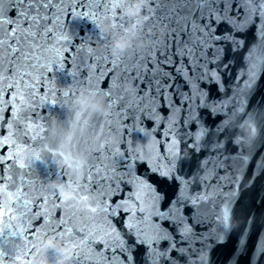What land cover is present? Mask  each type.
<instances>
[{
    "label": "snow or ice",
    "instance_id": "snow-or-ice-1",
    "mask_svg": "<svg viewBox=\"0 0 264 264\" xmlns=\"http://www.w3.org/2000/svg\"><path fill=\"white\" fill-rule=\"evenodd\" d=\"M114 2L0 0V96L6 94L8 97L0 107L8 108L13 121L8 124V135L2 141L11 151L6 156L0 153V224L3 225L0 227V264L5 261L16 264L30 254L43 257L39 264H58V254L41 247L42 237L70 245L72 254L67 260H75V264H132L131 249L135 245L126 242V234L114 223V218L122 212L129 214L124 227L137 237V243L147 246L146 254L152 264H161V261L179 264L171 253L187 255L196 239L201 240L197 259L207 264L205 255L210 245L206 241H222L229 227L228 204L232 200L225 205V232L208 236H197L191 229H182L188 219L181 214L182 201L195 204L199 196L184 195L170 202L163 211L153 203L150 209L137 215L145 196L152 201H159L160 197L143 179L135 177L134 167L137 161H147L161 175H173L183 159L181 144L185 145V154L188 148L197 151L210 148L214 155L205 163L213 165V172L225 166V159H233V154L221 151L224 145L219 134L226 125L206 127L198 115L199 109L219 114L225 105L221 99L209 97L199 84L219 82V68L229 67L220 63L223 48L217 42L227 39V34L217 35L219 24L233 22L230 15L233 12L243 16L246 23L255 15L264 31V0H141V15L145 19L135 29L133 21L124 15L131 0L115 11L112 10ZM73 17L91 22L98 29L97 37H87L79 45L73 44L67 29L69 18ZM105 24L112 31L106 33ZM117 34L131 40V46L123 55H114L110 50ZM138 39L150 41L142 54L138 45L135 48L133 45ZM157 46L161 48L159 56L153 55ZM69 48L77 53L80 64L75 71L68 72L72 83L60 88L62 95L58 105L68 109L77 95L88 92L103 97L108 112L104 116L79 113L81 119L75 123L81 132L88 125L89 117L97 118L93 127L99 133L95 138L101 142L94 149L97 153L94 160L67 165L73 169L67 184L74 188V195L66 198L63 193L49 192L43 186L37 188L30 175L34 170L30 162L32 157L28 155L30 149L22 145L30 144L31 123L41 119L37 115L38 98L48 105L49 97L57 91L55 78H50L54 66L61 71L72 67L68 64L72 59L68 55ZM84 52H87V66L81 72V66L85 65L81 55ZM173 55L181 57L175 71L184 78V85H178L172 73L164 69L165 64L176 63ZM251 56L250 52L248 66L238 73L248 76L246 89H250L259 73L264 71V55L255 61ZM185 57L188 65L184 64ZM210 64L216 67L209 68ZM109 69V86L98 87L97 77H103ZM189 70L191 75H187ZM46 86L48 92L44 91ZM161 108L167 110L166 114ZM148 121H152L151 128L147 126ZM194 123L197 125L195 131L191 130ZM245 123L251 127L250 136L244 139L251 142L256 136V117L250 114ZM40 131L43 129H36L31 139L35 140ZM156 131H161V138L155 137ZM208 136L211 139L205 141ZM72 139L68 137L69 147ZM235 142L240 143V140ZM160 145L164 146L163 152L159 151ZM236 155L247 160V156ZM35 159L40 160L39 155ZM193 178L200 179L199 175ZM57 180L66 183L60 177ZM183 183L186 187L190 182L184 180ZM125 184L131 185V190L122 195ZM53 209H59L63 215H54ZM154 216L158 218L155 221ZM161 220L172 223L170 227H162ZM172 228L176 229L180 240L176 239ZM13 238H18L19 242ZM243 238L241 234L238 244L243 243ZM165 241L166 247L160 248V243ZM185 242L187 248L183 246ZM5 245L11 248V256L5 251ZM258 254H264V246L258 248Z\"/></svg>",
    "mask_w": 264,
    "mask_h": 264
},
{
    "label": "water",
    "instance_id": "water-1",
    "mask_svg": "<svg viewBox=\"0 0 264 264\" xmlns=\"http://www.w3.org/2000/svg\"><path fill=\"white\" fill-rule=\"evenodd\" d=\"M5 8H7V4H5ZM230 15L233 17V22H222L216 29L217 35L227 34V39L217 43L223 48L220 63L228 64L229 67L219 68V82H201L199 84L201 89L207 90L209 97L221 99L225 107L219 114L210 113L206 109H199L198 115L206 127H214L221 123L226 125L225 130L219 134L224 145L221 151L233 154V159L231 161L225 159V166L217 167L216 171L213 172L211 171L213 165L205 163L206 160L210 161L214 155L210 148L198 151L188 148L185 154L183 152L185 145L181 144L183 159L180 160L173 175H161L160 172L153 170L150 162H135V177L143 179L160 197L159 201H152L145 196L137 215H141L150 209L153 203L158 206L160 211H163L170 202L174 203L176 199L182 198L184 195H192L194 198L199 196L200 199L195 204L187 200L182 201L181 214L188 217L187 222L182 225V229L184 231L191 229L197 236H208L210 233L225 232L223 227L225 205L226 202L232 200V203L228 204L229 227L222 241L218 242L211 239L206 241L210 247L205 255V260L207 264H264V254H258V248L264 246V71L259 73L250 89L245 88L248 76L238 75L241 69L248 66L250 52L252 53V61L264 55V31L261 30L259 18L255 15L251 17L249 23L244 21L243 16H236L234 12ZM67 29L72 35L75 45H79L87 37L95 39L98 35V29L86 18H69ZM103 29L106 33L112 31L107 24L103 25ZM149 43L150 41L145 39L133 41L134 48L138 45L141 54ZM172 51L175 50L172 49ZM208 51L211 54L212 50L209 49ZM160 53L161 48L157 46L153 55L159 56ZM68 55L72 57L71 60H68V64L72 67L61 71L54 66L50 78H55L54 83L57 91L49 97L48 105H45L38 98L37 115L41 119L34 123L30 122L32 129L28 132L30 144L22 145L25 149H30L28 155L32 157L30 162L34 169L30 175L35 180L37 188L43 186L49 192L51 191L48 186L53 182H58L57 177L65 180L66 183L69 181L73 169H70L68 164L75 165L78 161L85 159L94 160L95 155H97L94 149L101 142L95 138L99 133L93 127L98 120L91 117L82 132L80 126H76L69 153H65L60 148L65 133L68 131L69 122L73 119L72 113L57 103L62 95L60 88L67 87L72 83V78L68 72L75 71L76 66L80 64L77 53L73 52L71 48L68 50ZM81 55L84 56L85 65L81 66L80 71L84 72L87 66V52L81 53ZM172 59L176 63L171 66L165 64L164 69L172 73L178 85H184V78L175 71L180 66L181 57L173 55ZM184 64L188 65L186 57ZM215 67L216 64L209 65V68ZM110 73L111 69L103 77H97L99 80L98 87L106 88L109 86L108 76ZM91 74L89 73V75ZM191 74V70H189L187 75ZM112 85L115 86V78L112 80ZM186 90L188 89L186 88ZM44 91L48 92L49 88L46 86ZM0 99L3 104L8 97L5 94L0 96ZM237 105H239L238 108ZM234 109L235 114L233 115ZM3 110L8 126L13 122L12 117L7 107H3ZM160 111L165 114L167 112L164 108H161ZM250 114L256 117V136L251 139V142L244 139L250 136V129L245 123ZM147 126L151 128L152 121H148ZM163 127L164 125L161 124L160 128L163 129ZM38 128H42L43 131L37 132V138L32 140L33 132ZM196 128L195 123L191 125V130L195 131ZM106 131L107 129H105ZM155 137L161 138V131H156ZM209 139H211L210 136L205 137V141ZM237 139L240 140V143L235 142ZM46 145L48 146L47 149L45 148ZM159 151H164L163 145L159 146ZM61 153L63 154L61 155ZM71 153H75V157L68 159L67 156ZM236 154L247 156V160L237 158ZM36 155H39L40 160L35 159ZM197 175L200 179L193 178ZM184 180L190 182L186 187L183 183ZM122 187L124 188L122 195H126L131 190V185L125 184ZM146 204L150 205L147 210H145ZM53 213L57 216L63 215L59 209H53ZM128 215V213H120L114 218V223L119 230L126 234L124 237L126 242L135 245L131 249L132 264H152L146 254L147 246L137 243V237L124 227ZM152 219L155 221L158 218L154 216ZM34 223H39V221ZM171 223L169 220L160 221L162 227H170ZM172 231L176 234V239L180 240V235L176 229L172 228ZM241 234H244L243 243L238 244V238ZM33 238L35 237L33 236ZM166 245V241L161 242L159 247L164 248ZM183 246L188 247L186 242ZM200 248L201 240L196 239L187 255H179L175 251L171 255L177 257L179 264H190V262L201 264V261L197 259V252ZM258 255L259 258H257ZM35 257L37 264L43 259L41 256L35 255ZM65 264H75V260H68ZM161 264H168V262L161 261Z\"/></svg>",
    "mask_w": 264,
    "mask_h": 264
},
{
    "label": "clouds",
    "instance_id": "clouds-1",
    "mask_svg": "<svg viewBox=\"0 0 264 264\" xmlns=\"http://www.w3.org/2000/svg\"><path fill=\"white\" fill-rule=\"evenodd\" d=\"M129 0H115L113 5V11L120 5L128 4ZM142 2L141 0H131V6L124 9L125 17L133 21V29L139 27L145 17L141 15L142 13ZM107 30V29H105ZM131 46V40L124 35H115V39L110 45V50L114 55H123L126 53ZM68 111L72 113L73 119L69 122L68 131L60 144V148L65 152L69 153V141L68 137H73L76 128V123L81 119L79 113L87 112L97 116H104L108 112V107L104 102L103 97L93 95L88 92L81 93L75 97V99L69 104ZM91 118V117H89ZM250 125L247 124V128L250 129ZM75 157V153L67 156L68 159ZM50 191H56L58 193H63L66 198L74 195V188L67 183L61 184L59 182H53L48 186ZM150 205H145V210ZM41 247L45 250H51L56 252L59 256L58 264H65L67 257L71 256V246L68 244H61L59 240H55L51 237L41 238Z\"/></svg>",
    "mask_w": 264,
    "mask_h": 264
}]
</instances>
